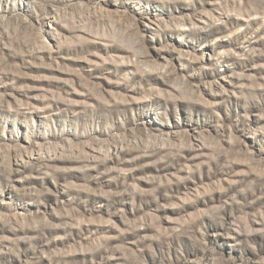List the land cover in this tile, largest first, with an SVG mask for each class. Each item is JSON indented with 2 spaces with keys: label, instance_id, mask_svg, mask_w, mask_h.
<instances>
[{
  "label": "rangeland",
  "instance_id": "374dc122",
  "mask_svg": "<svg viewBox=\"0 0 264 264\" xmlns=\"http://www.w3.org/2000/svg\"><path fill=\"white\" fill-rule=\"evenodd\" d=\"M0 264H264V0H0Z\"/></svg>",
  "mask_w": 264,
  "mask_h": 264
}]
</instances>
